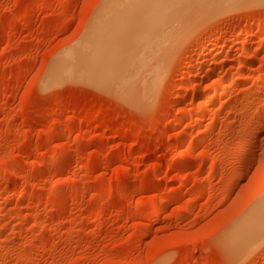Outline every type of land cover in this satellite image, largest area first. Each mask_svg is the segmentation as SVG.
Returning a JSON list of instances; mask_svg holds the SVG:
<instances>
[{
  "label": "rangeland",
  "instance_id": "rangeland-1",
  "mask_svg": "<svg viewBox=\"0 0 264 264\" xmlns=\"http://www.w3.org/2000/svg\"><path fill=\"white\" fill-rule=\"evenodd\" d=\"M106 1L0 0V264H264L225 244L264 204V0L187 7L132 102L47 82Z\"/></svg>",
  "mask_w": 264,
  "mask_h": 264
},
{
  "label": "bare ground",
  "instance_id": "bare-ground-1",
  "mask_svg": "<svg viewBox=\"0 0 264 264\" xmlns=\"http://www.w3.org/2000/svg\"><path fill=\"white\" fill-rule=\"evenodd\" d=\"M211 1H106L105 3L107 4H105V7L102 6L100 11L103 10L95 16L97 18L93 21L92 26L90 25L87 38L76 49L73 48V51L66 52L57 61L55 60L56 63L53 62L55 66L53 65V69H50V74L47 77L50 81L47 82L53 85L63 80L77 79L96 88L99 86V89L102 87H113L121 99H125L128 102L131 100L136 101L138 98L144 100L146 94L156 88V82L160 73H162L164 61L169 57L163 60L164 54L162 53L161 56L159 53L160 47H162L164 42L163 39L165 38L166 40L165 36L160 38L163 42L159 43V39L157 41L156 38L159 37L157 36L159 31L163 27L168 28L167 24H173L175 19L178 20L179 18L177 17L190 5L204 3L203 5L205 6V2L209 3ZM224 1L226 2V0ZM224 1L223 4H225ZM232 1L236 2L235 0ZM255 1L258 2L257 0ZM169 29L171 30V28ZM169 29H167L166 33L164 31L163 34L167 35ZM216 44L214 43L213 46L217 47L218 45ZM203 71L211 73L208 67L203 69ZM185 74L184 78L188 76L187 74L185 76ZM135 84H138L139 87ZM200 94L202 96V93ZM261 234L264 235V204L262 203L248 213L227 234L228 237H225L226 248L239 261L248 252L252 251L254 248L252 246L257 243V238Z\"/></svg>",
  "mask_w": 264,
  "mask_h": 264
}]
</instances>
